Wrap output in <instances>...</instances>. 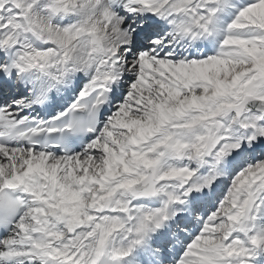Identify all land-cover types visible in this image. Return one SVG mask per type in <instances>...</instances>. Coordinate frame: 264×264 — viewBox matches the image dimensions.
I'll use <instances>...</instances> for the list:
<instances>
[{"label":"snow or ice","instance_id":"6c2138e0","mask_svg":"<svg viewBox=\"0 0 264 264\" xmlns=\"http://www.w3.org/2000/svg\"><path fill=\"white\" fill-rule=\"evenodd\" d=\"M0 264H264V0H0Z\"/></svg>","mask_w":264,"mask_h":264}]
</instances>
